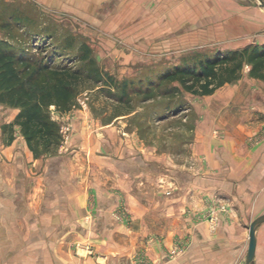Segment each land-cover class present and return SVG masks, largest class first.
Wrapping results in <instances>:
<instances>
[{
  "label": "crops",
  "instance_id": "obj_1",
  "mask_svg": "<svg viewBox=\"0 0 264 264\" xmlns=\"http://www.w3.org/2000/svg\"><path fill=\"white\" fill-rule=\"evenodd\" d=\"M37 1L89 20L105 15L125 37L149 32L155 39L198 31L233 3ZM210 95L222 134L199 151L209 160L186 169L148 168L152 160L129 150L85 157L72 148L73 136L56 155L35 158L20 128L8 126L18 111L0 104V264H124L142 249L156 264H246L249 226L264 214V80L242 76ZM216 192L228 211L204 218ZM121 202L129 224L113 217ZM256 234L254 264H264V223ZM175 245L183 253L170 260Z\"/></svg>",
  "mask_w": 264,
  "mask_h": 264
},
{
  "label": "rangeland",
  "instance_id": "obj_2",
  "mask_svg": "<svg viewBox=\"0 0 264 264\" xmlns=\"http://www.w3.org/2000/svg\"><path fill=\"white\" fill-rule=\"evenodd\" d=\"M232 2L231 8L209 14V20L198 31L191 27L185 33H167L171 37L155 39L149 32L125 37L111 25L108 27L105 15L89 20L53 3L0 0V47L7 45L26 51L38 61L52 64L54 70L60 66L79 68L83 49L88 47L103 74L114 77L119 84L129 83L127 96L121 103L88 83V89L76 97L69 112H59L52 105L49 109L52 120L65 133L63 145L73 136L75 147L72 148L85 157L89 151L102 158L129 150L147 161L152 160L148 168L159 164L186 169L209 160L205 152L214 145L211 141L222 134L213 114L214 96L192 95L178 82H165L161 89L153 91L152 98L145 92L159 84L163 74L183 63L227 51L238 52L244 47L264 46V0ZM101 6L106 10L114 7L110 3ZM249 70L246 65L240 78L247 76L252 81ZM171 88L177 91L171 93ZM201 149L205 152H199ZM226 211L227 203L216 192L212 196V208L204 218ZM113 217L119 223H130L129 210L123 202L118 204ZM209 222L216 224L212 219ZM183 246L175 245L167 250V258L174 260L182 255ZM88 251L92 252V248ZM154 262L142 249L124 264Z\"/></svg>",
  "mask_w": 264,
  "mask_h": 264
},
{
  "label": "trees",
  "instance_id": "obj_3",
  "mask_svg": "<svg viewBox=\"0 0 264 264\" xmlns=\"http://www.w3.org/2000/svg\"><path fill=\"white\" fill-rule=\"evenodd\" d=\"M80 60L77 69L60 66L54 70L52 64L40 62L26 51L0 47V104L18 110L8 126L20 128L35 158L55 155L65 142L64 130L50 115L52 105L59 112H69L76 97L88 89V83L100 87L98 92L103 90L121 103L125 101L129 83L119 84L114 77L103 74L86 46ZM246 65L251 78L264 80V46L244 47L238 52L227 51L183 63L163 74L161 82L147 88L145 95L152 98L153 91L161 89L165 82H178L192 95L209 96L225 84L239 81Z\"/></svg>",
  "mask_w": 264,
  "mask_h": 264
},
{
  "label": "water",
  "instance_id": "obj_4",
  "mask_svg": "<svg viewBox=\"0 0 264 264\" xmlns=\"http://www.w3.org/2000/svg\"><path fill=\"white\" fill-rule=\"evenodd\" d=\"M262 6L264 7V3H262ZM264 223V214L260 215L258 219H256L254 222L251 223L249 226V244H248V254L246 258L247 264H254V259L256 256V246H257V229L261 224Z\"/></svg>",
  "mask_w": 264,
  "mask_h": 264
},
{
  "label": "built area",
  "instance_id": "obj_5",
  "mask_svg": "<svg viewBox=\"0 0 264 264\" xmlns=\"http://www.w3.org/2000/svg\"><path fill=\"white\" fill-rule=\"evenodd\" d=\"M120 218V217H119Z\"/></svg>",
  "mask_w": 264,
  "mask_h": 264
}]
</instances>
